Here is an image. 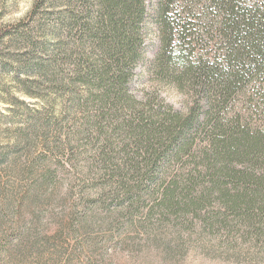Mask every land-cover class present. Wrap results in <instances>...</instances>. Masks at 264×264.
<instances>
[{
	"label": "rangeland",
	"instance_id": "1",
	"mask_svg": "<svg viewBox=\"0 0 264 264\" xmlns=\"http://www.w3.org/2000/svg\"><path fill=\"white\" fill-rule=\"evenodd\" d=\"M148 3L146 49L130 94L158 112L170 106L186 114L189 94L151 68L160 46L154 22L158 0ZM35 4L0 0V29L25 19ZM81 8L78 0H46L24 32L0 45V264H264V193L255 182L214 191L199 216L166 215L148 193L139 200V189L149 190L150 183L139 176L138 168L146 174L145 160L136 157L131 132L122 125L135 118L133 112L102 102L95 91L73 94L79 85L67 77L68 65L58 78L42 76L36 68L25 74L47 55L40 50L43 43L48 52H59L61 21ZM194 10L189 20L197 24L201 9ZM210 23L199 21L195 27L201 34L197 54L223 50L216 30L207 33ZM54 79L67 88L53 86ZM247 92L254 96L256 90ZM256 100L255 108L264 109L263 100ZM181 166L175 163L170 174ZM260 168L248 171L264 176ZM184 170L187 176L190 168ZM234 189L257 207L226 209L218 192L233 195Z\"/></svg>",
	"mask_w": 264,
	"mask_h": 264
},
{
	"label": "trees",
	"instance_id": "2",
	"mask_svg": "<svg viewBox=\"0 0 264 264\" xmlns=\"http://www.w3.org/2000/svg\"><path fill=\"white\" fill-rule=\"evenodd\" d=\"M45 1L36 0L25 19L1 28L0 45L24 32ZM84 1L78 0L81 10H70L61 21L59 52H48L43 43L40 50L47 55L37 56L38 62L24 72L29 77V70L36 68L42 76L52 73V78H58L60 70L65 72L62 66L68 65L67 77L79 85L73 87V94L95 91L102 102L133 112L135 118L122 125L131 132L136 157L145 160L146 174L138 168L139 176L150 183L149 190L139 189V200L148 193L166 215L183 211L199 216L212 193L225 185L255 182L259 193H264V176L248 171L264 166V109L255 108L257 98L264 104V0H182V6H177L178 0H158L154 22L160 46L151 68L170 76L180 92L189 94L186 114L170 106L169 111L158 112L130 94L146 49L149 0ZM195 7L201 9L199 21L211 22L208 35L216 30L224 46L219 55L197 54L199 21L189 20L197 14ZM24 39L32 41L28 36ZM51 81L60 90L67 88L62 80ZM26 82L32 83L29 78ZM250 87L256 90L254 96L247 92ZM175 163L184 168L170 174ZM234 190L233 195L218 192L226 209L257 207L246 204L245 194Z\"/></svg>",
	"mask_w": 264,
	"mask_h": 264
}]
</instances>
